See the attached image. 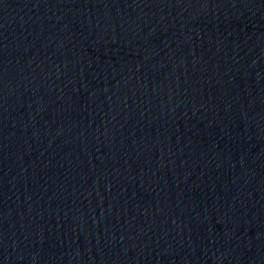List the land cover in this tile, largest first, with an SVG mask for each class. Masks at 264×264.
Masks as SVG:
<instances>
[{"label": "water", "instance_id": "water-1", "mask_svg": "<svg viewBox=\"0 0 264 264\" xmlns=\"http://www.w3.org/2000/svg\"><path fill=\"white\" fill-rule=\"evenodd\" d=\"M0 264H264V0H0Z\"/></svg>", "mask_w": 264, "mask_h": 264}]
</instances>
